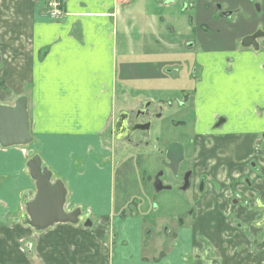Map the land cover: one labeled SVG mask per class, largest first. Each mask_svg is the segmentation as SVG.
<instances>
[{
    "label": "crops",
    "instance_id": "crops-1",
    "mask_svg": "<svg viewBox=\"0 0 264 264\" xmlns=\"http://www.w3.org/2000/svg\"><path fill=\"white\" fill-rule=\"evenodd\" d=\"M49 1L0 0V104L26 98L31 136L0 145V264H188L181 258L205 244L222 264H264V242L248 255L237 252L252 239L234 221L259 219L256 192L243 189L247 211L231 207L244 176L259 190L257 205L264 202V35L258 51L241 46L245 36L264 34V0H59L65 15L57 21L46 14ZM184 97L193 118L186 151L195 134L194 179L207 183L187 195L191 214L160 257L164 221L153 206L147 158L157 159L155 146L164 141L152 138L154 126L175 113L166 102ZM144 102L163 116L149 138L127 139L126 114ZM218 117L226 121L213 128ZM35 155L62 181L64 210L78 209V223L43 231L25 223L35 193L27 162ZM138 164L140 173L130 172ZM119 179L123 197L115 192Z\"/></svg>",
    "mask_w": 264,
    "mask_h": 264
},
{
    "label": "flooded vegetation",
    "instance_id": "flooded-vegetation-1",
    "mask_svg": "<svg viewBox=\"0 0 264 264\" xmlns=\"http://www.w3.org/2000/svg\"><path fill=\"white\" fill-rule=\"evenodd\" d=\"M250 47L252 48L251 45ZM256 48H257L256 51H258L259 44ZM189 105H190V101L187 100L186 97L182 99H176L173 102L172 101L166 102L167 108H171L174 106L176 109L175 112L179 115L184 110H186V112L191 110ZM151 109L154 110V113L151 111ZM149 113L151 114V117L148 115ZM191 115L192 113H190L189 116ZM162 116H163V113H162L161 107L159 108L153 107L151 106L150 102H144L140 108H138L134 112H131L130 114H126V121L128 120L129 117H131L127 125L128 131L126 133L131 132V131L132 133L129 135H126L127 137L125 138L131 140L132 134L134 135L136 134L135 136L141 135L146 138H149L151 134V130H152V127H151L152 122L156 121ZM140 118L143 119L141 122L138 121L140 120ZM225 121H226V118H223V117L216 118L213 124V128L222 127ZM145 123L149 124L148 130H144V129L141 130L137 127L138 124H145ZM137 133L139 135H137ZM195 137L196 135L194 134L193 140ZM263 138H264V135H263ZM193 140H192L193 145L190 147L189 151L188 149L186 151V148L188 144L190 143L187 135H183L180 139L172 140L169 142V143L171 142L179 143L182 145V148H183V157L181 161L179 162L177 169L175 171H173V169L170 166L171 163L165 157L166 149L169 143H167L166 145H163L164 143H160L159 144L160 146L157 145L156 150H157V154L159 158L158 161H160V164H158V167L160 168L158 172L155 174V176L152 178V189L154 190V194L160 195L162 191H166V190L174 191L173 188H175L176 191H181L185 193L188 192V195H191L194 190L199 193L205 190L207 179L205 177H197V180L194 179L195 175H194L192 166L194 163L195 156H192V154H194L195 149L197 150L198 147H196V144L195 142H193ZM262 144H263L262 140L255 144L254 150L256 153L257 152L258 154L260 153V149H261L260 147L262 146ZM193 146L195 149L192 151ZM248 165L251 169L253 170L256 169L254 172L258 173L260 171L259 168H261V166L258 160L256 161L255 159L250 158ZM157 176L160 180L159 184L161 185V187L169 186L168 189L156 190L154 188V182ZM239 182L241 183L239 187L242 190H237L236 194L232 196L231 207H241L245 211H247V206L250 204V199L247 193L243 189L256 192L254 198L251 201H252V209L253 208L255 209L256 214L258 215L259 219L256 220V222H247L243 219L234 221L236 229L239 231H242L246 239H249V237L252 239V243H248L247 245H239L237 247V252L239 254L246 252L248 255L252 253L253 251L252 249L253 244H256L257 241L264 242V202L257 205L256 202L259 196V190L255 188V184L251 176H244ZM260 188H261V191H264V181L260 184ZM218 192L222 193L220 190ZM183 197L184 199L186 198V196H183ZM185 210H186L185 212H180V213L178 212L176 215H174V218L169 223H167L166 219L163 216L164 222L161 223L163 224V227L160 224L158 226V232H157L158 239L162 240V242L160 241L161 242L160 247L168 246L169 243L171 245V243L173 242L172 240L175 239V235H176L175 230L177 226L183 225L184 220L188 217L189 214H191V211H192L191 208H188V205ZM165 224H167V226H164ZM259 226L262 227V230L260 232H256L255 230ZM252 227L254 228L253 233L251 230ZM161 228H162L163 235H161L160 234L161 232H159ZM162 237L164 239H162ZM166 251L167 249L164 251L161 248L160 257H163ZM181 259L183 262L185 261L188 264H222L221 260L217 258V256L214 254V250L210 244H205L202 251H198L196 249L195 253H193L191 257L186 258L183 256Z\"/></svg>",
    "mask_w": 264,
    "mask_h": 264
},
{
    "label": "water",
    "instance_id": "water-1",
    "mask_svg": "<svg viewBox=\"0 0 264 264\" xmlns=\"http://www.w3.org/2000/svg\"><path fill=\"white\" fill-rule=\"evenodd\" d=\"M264 34L256 31L245 36L241 40V46H258V39ZM25 97L15 100L13 106L0 104V145L6 147L13 144H27L31 141L28 133V114ZM141 130H148L149 124H138ZM128 132L126 135L131 134ZM166 159L175 171L183 157L182 145L171 142L167 146ZM167 165V164H166ZM30 177L35 183V194L32 200L26 202L25 223L37 231H41L55 223H72L79 221L80 211L75 209L67 212L64 210L66 190L61 180H53L52 174L46 166L41 165L40 158L35 155L27 162ZM158 176L155 178L154 188L156 190L168 189L169 186L161 187Z\"/></svg>",
    "mask_w": 264,
    "mask_h": 264
},
{
    "label": "rangeland",
    "instance_id": "rangeland-1",
    "mask_svg": "<svg viewBox=\"0 0 264 264\" xmlns=\"http://www.w3.org/2000/svg\"><path fill=\"white\" fill-rule=\"evenodd\" d=\"M59 5L61 6V3H59ZM210 30L212 32L214 31L213 23L210 24ZM226 99H227L226 101L230 103L229 98L226 97ZM229 103L221 105L226 112L231 111L229 108V106H230ZM151 111L154 113L153 109H151ZM184 112L186 113V117L180 116L176 112L175 113H168L165 116L164 120H162L158 125L154 126V128L152 130V133H153L152 138L155 139V137H160L161 139L164 140L162 142L159 139L160 143H164V145H166L167 143H169V142H167V140L170 138L180 139L183 135H188L190 133V130H192V119L193 118H192V115L189 116L190 110L188 112H186V110H184ZM148 115L151 117L150 113ZM155 147L157 149V146H155ZM140 149H141V152H140L141 156L139 158L141 159V158H143L142 153H143L144 148L141 147ZM147 159L150 161V169H149L150 170V176L154 177L160 168V167H158V164H160V161H158V158L156 159V156L154 157L153 160L149 159V157ZM154 162H156V165H155L156 167H154V169H153ZM141 166H142V164H141ZM134 167L135 168L130 172L136 171V172L140 173V168H141L140 164H138V166L134 165ZM129 173H127V174H129ZM129 178H130V190H131V194H133L135 192L136 188L133 184H131V181H133L134 179L131 177V175L129 176ZM142 178H143V176L140 174V176L136 180L137 182H139L138 188H141L142 186H144V183L142 182ZM146 185L148 186L147 180H146ZM173 190L174 191H170V190L162 191V193L160 195H156L155 202L153 203L154 208H157V210H159L157 215L158 216H164L167 223L172 221V219L174 218V215H176L178 212L179 213L185 212L186 211L185 209L187 207L186 201L188 199V196H187L188 192L185 193V192H181V191H176L175 188H173ZM115 192L117 194L123 193L122 197L127 195V189L124 186V184L122 182H120V179L115 184ZM183 196H186V198L184 199ZM135 199H138V198L135 197ZM161 226L163 227V224H161ZM164 226H167V224H165ZM159 232H161L160 234L163 235L162 228L159 230ZM162 239H164V238L162 237ZM167 247H169V244H168V246H162L161 248L165 251L167 249Z\"/></svg>",
    "mask_w": 264,
    "mask_h": 264
},
{
    "label": "built area",
    "instance_id": "built-area-1",
    "mask_svg": "<svg viewBox=\"0 0 264 264\" xmlns=\"http://www.w3.org/2000/svg\"><path fill=\"white\" fill-rule=\"evenodd\" d=\"M49 7L50 10L47 12V16H49L51 19L60 20L63 17L64 12H62L58 1H52L49 4Z\"/></svg>",
    "mask_w": 264,
    "mask_h": 264
}]
</instances>
